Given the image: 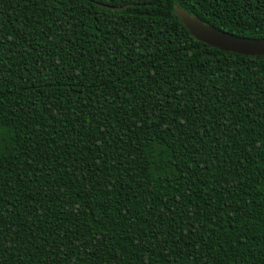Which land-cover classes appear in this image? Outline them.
I'll return each instance as SVG.
<instances>
[{
	"label": "trees",
	"instance_id": "16d2710c",
	"mask_svg": "<svg viewBox=\"0 0 264 264\" xmlns=\"http://www.w3.org/2000/svg\"><path fill=\"white\" fill-rule=\"evenodd\" d=\"M264 0H0V264H264Z\"/></svg>",
	"mask_w": 264,
	"mask_h": 264
},
{
	"label": "water",
	"instance_id": "95a60500",
	"mask_svg": "<svg viewBox=\"0 0 264 264\" xmlns=\"http://www.w3.org/2000/svg\"><path fill=\"white\" fill-rule=\"evenodd\" d=\"M174 9L181 23L197 41L229 53L264 56V39L237 37L206 24L202 19L190 14L178 5H175Z\"/></svg>",
	"mask_w": 264,
	"mask_h": 264
}]
</instances>
